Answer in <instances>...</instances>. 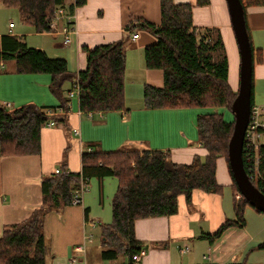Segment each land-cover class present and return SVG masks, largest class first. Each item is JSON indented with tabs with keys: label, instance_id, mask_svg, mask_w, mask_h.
Instances as JSON below:
<instances>
[{
	"label": "trees",
	"instance_id": "obj_1",
	"mask_svg": "<svg viewBox=\"0 0 264 264\" xmlns=\"http://www.w3.org/2000/svg\"><path fill=\"white\" fill-rule=\"evenodd\" d=\"M2 1L7 6L15 7L21 20L37 32L50 31L54 10L65 5V0ZM86 1L74 0L69 10L84 5ZM241 2L244 9L264 6V0ZM208 3L209 0H196L199 6ZM159 11V25L133 19L125 27V35L121 39L92 48L83 47L86 64L78 72L69 71L64 58L51 57L41 47L28 46L21 36L2 37L0 59L13 60L16 71L21 73H48L51 77L49 90L59 99V109L65 112L70 109L72 100L68 93L76 85L81 112H125L128 111L124 90L126 48L133 33L139 35V31L148 30L155 41L142 49L144 66L146 69L160 70L163 81L161 86L143 84V108L204 107L230 110L237 89H233L228 82L226 55L213 58V53L223 48L219 30L196 26L189 2L159 0ZM244 17L246 21L245 10ZM198 28H202L203 33ZM251 48L253 63L261 62L262 48L253 47L252 44ZM67 83L70 84L69 88H65ZM250 104L254 105L252 88ZM50 118L56 124L64 120L63 117L59 120V117L47 116L43 109L34 104L7 110L0 102V155L38 154L41 129ZM233 121V117L227 120L216 110L198 113L196 133L205 154H194L188 163L175 162L169 152L159 149L142 152L126 149L108 152L89 150L82 153L80 172L52 174L43 178L42 204L33 209L26 220L4 228L0 235V264H46L42 234L45 214L51 209L72 204L74 191L78 190L81 182L85 185L91 177L101 180L108 176L114 177L117 185L110 203L111 221L100 224L101 256L108 260L125 256L131 261V256L142 249V242L133 230L137 219L176 213L178 196L183 195L185 201L190 202L194 189L207 193L221 192L223 186L216 179L218 158L226 162L233 191H239L227 159ZM245 153L243 146V165L248 174L249 164ZM258 153L261 154L260 173L264 176V148H260ZM250 180L264 193V178L263 181ZM247 204L251 205L243 196L238 201L233 198L235 219H226L207 238L212 241L226 228L242 226ZM87 211L88 208H85V213ZM257 248L264 250V241L259 242Z\"/></svg>",
	"mask_w": 264,
	"mask_h": 264
},
{
	"label": "crops",
	"instance_id": "obj_2",
	"mask_svg": "<svg viewBox=\"0 0 264 264\" xmlns=\"http://www.w3.org/2000/svg\"><path fill=\"white\" fill-rule=\"evenodd\" d=\"M73 2L65 0L64 6L69 8ZM174 2H189L193 23L202 28H217L223 44H226V39L230 38L229 19L222 0H209L203 6L197 5L196 0ZM255 8L259 10L251 12V17L264 24V6ZM74 13L76 32L70 34L66 48L63 40L57 37L61 35L64 38L60 31L64 27L63 21H57V33L37 32L21 20L15 7L0 0V46L5 35L21 36L28 46L41 47L51 57L64 58L69 71L78 72L86 64L83 47L92 48L121 39L125 35V27L133 19L155 25L160 23L159 0H87L84 5L75 7ZM153 38L148 30L139 31L137 38L130 39L126 54L132 48L140 50L142 55L143 47L152 43ZM262 57L260 63L264 64L263 48ZM127 60L128 55L126 64ZM146 74L141 94L144 83L161 86L163 81L161 71V76L152 69H147ZM50 79L48 73L18 72L13 60L0 59V102L7 110L34 104L43 110L54 108V116L59 120L64 118L41 129L38 154L0 155V235L5 227L26 220L33 209L42 204L43 178L54 174L56 168L80 172L81 155L89 150L142 152L159 149L169 152L173 161L181 163H188L194 154H205V149L198 142L195 126L196 115L202 113L200 108L146 109L142 101L138 105L128 104L125 91L128 111H98L88 115L79 111L76 99L71 100L70 109L63 114L59 112V99L49 90ZM69 87L67 83L65 88ZM216 179L223 186L221 192L207 193L194 189L190 204L183 195L178 196L176 213L135 221L133 230L142 242L139 261L116 258L96 264H264V250L257 248L262 241L248 245L251 239L253 241V235L244 225L245 221L242 226L226 228L212 241L207 238L226 219H235V192L222 158L217 159ZM107 181L111 180L103 178L98 180V184L104 188ZM84 200L82 196L81 205H62L45 214L42 234L46 253L49 252L47 264H70L72 258L76 259V264H88L86 243L91 239H88L86 227H94L89 223L94 220L90 218ZM85 208H88L87 213ZM187 239L196 245L195 249L178 243ZM81 243H84L85 251H75V245ZM185 247L189 253L183 255L186 251L181 250Z\"/></svg>",
	"mask_w": 264,
	"mask_h": 264
},
{
	"label": "rangeland",
	"instance_id": "obj_3",
	"mask_svg": "<svg viewBox=\"0 0 264 264\" xmlns=\"http://www.w3.org/2000/svg\"><path fill=\"white\" fill-rule=\"evenodd\" d=\"M226 9L227 5L225 0H222ZM246 13V24L248 27V32L251 40V44L253 47H261L264 51V24L254 21L251 17V12L254 10H259V8L255 7H245ZM229 19V32L230 38L226 39V44H223V48L220 50H216L213 53V58L218 59L223 55L227 57V70H228V82L233 89H238V82H239V49L236 42V38L230 24ZM200 33H203L202 28ZM59 40H63V36H57ZM155 41V38H153ZM130 42V41H129ZM69 43L65 45L67 48ZM128 60L125 69V91L127 95L128 104L130 105H138L142 101L141 94V85L144 81H146V68L144 67V60L143 54L141 55L140 50L136 49H128L127 54ZM141 55V56H140ZM159 73L160 71L157 69H152ZM161 76V75H160ZM252 77V93H253V102L255 105H262L264 104V64L256 61L253 63V76ZM161 79V78H160ZM67 86V84L65 85ZM77 97H72V100H76ZM202 109V113L204 112H211V111H219L223 114L226 118L227 116L233 117V114L230 110L226 108H204L199 107ZM73 134H70V138H73ZM74 139V138H73ZM107 181L105 183L104 188L98 184V179L91 177L90 181L85 184L86 189L81 194L85 197L83 203L86 207L89 208V216L96 222V225L92 228L89 226L86 227V234L90 235V241L86 243V252H85V259L87 255L88 264H96L101 263L102 261H108V259H103L101 256V244H100V224L109 223L111 221V199L115 192L116 188V179L114 177H104ZM186 200V199H185ZM187 202V201H186ZM190 204V202H187ZM79 205L80 203H76ZM81 205V204H80ZM244 211V220L247 228L252 231L253 241L250 240V245H254L259 241H264V222L262 220L263 212L252 207L251 205H246ZM230 217V216H229ZM234 215L232 214L231 218ZM178 243L183 244V246L188 245L191 250L196 248V245L191 241V239H187L184 241H180ZM255 251V250H254ZM252 252V251H251ZM264 252V251H263ZM189 252H184L183 255L188 254ZM264 254V253H262ZM49 252L46 253V264L49 263L48 261ZM119 258H125V256H120Z\"/></svg>",
	"mask_w": 264,
	"mask_h": 264
},
{
	"label": "water",
	"instance_id": "obj_4",
	"mask_svg": "<svg viewBox=\"0 0 264 264\" xmlns=\"http://www.w3.org/2000/svg\"><path fill=\"white\" fill-rule=\"evenodd\" d=\"M239 49V82L231 103L233 128L228 141V162L234 181L242 196L256 209L264 212V193L249 179L243 165V142L251 106L253 55L241 0H225ZM179 3V2H175Z\"/></svg>",
	"mask_w": 264,
	"mask_h": 264
},
{
	"label": "built area",
	"instance_id": "obj_5",
	"mask_svg": "<svg viewBox=\"0 0 264 264\" xmlns=\"http://www.w3.org/2000/svg\"><path fill=\"white\" fill-rule=\"evenodd\" d=\"M75 13L74 9L72 11L69 10V8H66L65 6H58L54 10L53 16L50 20V32L52 33H57L58 29L56 27L57 21L61 20L63 21L64 27L60 30L63 35V44H67L70 42V34L76 32L75 28ZM138 34L133 33L132 34V39L137 38ZM74 88L69 91L68 95L69 97H74L77 96L78 94V86H73ZM80 111V110H79ZM59 112L66 114L67 112L59 109ZM44 113L49 116L53 117L56 114V110H50L46 109L44 110ZM88 115H91V112H86ZM55 122L52 118H50L47 123L44 126H52L54 125ZM74 133H77V130H73ZM243 146L246 149L245 157L247 160V163L249 164L248 166V177L249 179L253 178L254 180L258 181V179H263L264 176L262 173H260L259 169V164H260V156L261 154L258 153V150L260 148H264V104L262 105H252L250 106V111H249V117H248V122L246 126V130L244 132V142ZM61 173H68L67 170H62L60 168H56L54 170V174H61ZM263 181V180H262ZM86 189L85 185L80 184V187L78 190L74 191V197L72 199L73 205L76 203H81V194L84 192ZM242 197V194L240 191H236L234 193V198L238 201ZM262 220L264 222V213L262 216ZM91 226H95L96 222L89 221ZM88 239H90L88 235ZM188 248L185 247L181 251H186ZM75 251L77 252H84L85 251V246L84 243L75 245L74 248ZM134 261H139V254H135L131 256ZM57 264V263H56ZM70 264H76V259L72 258L70 261ZM128 264V263H127Z\"/></svg>",
	"mask_w": 264,
	"mask_h": 264
}]
</instances>
